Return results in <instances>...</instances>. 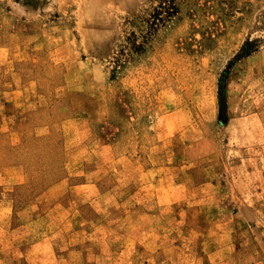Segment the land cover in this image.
<instances>
[{"label":"rangeland","instance_id":"rangeland-1","mask_svg":"<svg viewBox=\"0 0 264 264\" xmlns=\"http://www.w3.org/2000/svg\"><path fill=\"white\" fill-rule=\"evenodd\" d=\"M221 262L264 264V0H0V264Z\"/></svg>","mask_w":264,"mask_h":264},{"label":"crops","instance_id":"crops-1","mask_svg":"<svg viewBox=\"0 0 264 264\" xmlns=\"http://www.w3.org/2000/svg\"><path fill=\"white\" fill-rule=\"evenodd\" d=\"M235 215H236V216H239V211H237ZM240 216H241V215H240ZM224 263H226V262H221V263H218V264H224Z\"/></svg>","mask_w":264,"mask_h":264}]
</instances>
